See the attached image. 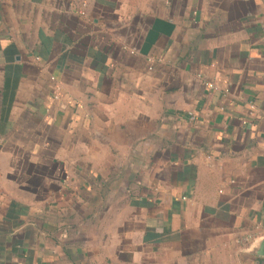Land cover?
Instances as JSON below:
<instances>
[{"label": "crops", "instance_id": "0c3cea01", "mask_svg": "<svg viewBox=\"0 0 264 264\" xmlns=\"http://www.w3.org/2000/svg\"><path fill=\"white\" fill-rule=\"evenodd\" d=\"M261 249L264 0H0V264Z\"/></svg>", "mask_w": 264, "mask_h": 264}, {"label": "built area", "instance_id": "2783aa9c", "mask_svg": "<svg viewBox=\"0 0 264 264\" xmlns=\"http://www.w3.org/2000/svg\"><path fill=\"white\" fill-rule=\"evenodd\" d=\"M254 107H255V105H252V108H254ZM189 116H190L189 118L191 121H194L196 119V116L194 114L190 113ZM253 238H254L253 235H247V236L243 237L242 242L245 244H248L253 240Z\"/></svg>", "mask_w": 264, "mask_h": 264}, {"label": "water", "instance_id": "95a60500", "mask_svg": "<svg viewBox=\"0 0 264 264\" xmlns=\"http://www.w3.org/2000/svg\"><path fill=\"white\" fill-rule=\"evenodd\" d=\"M263 252L264 253V249H261L260 253Z\"/></svg>", "mask_w": 264, "mask_h": 264}]
</instances>
